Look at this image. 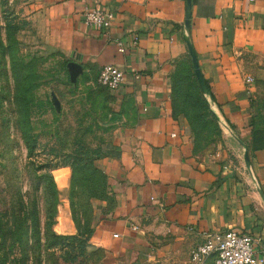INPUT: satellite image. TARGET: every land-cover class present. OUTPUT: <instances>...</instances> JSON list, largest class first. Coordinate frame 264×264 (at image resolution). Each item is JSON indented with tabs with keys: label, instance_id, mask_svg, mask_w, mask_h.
Here are the masks:
<instances>
[{
	"label": "crops",
	"instance_id": "0c3cea01",
	"mask_svg": "<svg viewBox=\"0 0 264 264\" xmlns=\"http://www.w3.org/2000/svg\"><path fill=\"white\" fill-rule=\"evenodd\" d=\"M95 6L115 12L106 32L84 23ZM37 13L76 61L125 71L114 91L126 109L119 146L98 162L116 203L91 244L116 252L153 236L165 240L175 264H195L190 250L204 232L232 229L252 234L264 256V0H41ZM189 49L214 111L249 146L251 173L242 161L195 153L173 116L170 74Z\"/></svg>",
	"mask_w": 264,
	"mask_h": 264
},
{
	"label": "rangeland",
	"instance_id": "374dc122",
	"mask_svg": "<svg viewBox=\"0 0 264 264\" xmlns=\"http://www.w3.org/2000/svg\"><path fill=\"white\" fill-rule=\"evenodd\" d=\"M40 2L0 0V219L9 207L17 218L15 228L24 222L32 225L35 169L45 159H54L60 163L52 171L59 190L54 228L60 234H73L67 233L69 227L76 233L77 226L69 203L72 168L64 163L65 157L93 160L99 167V160L117 152L126 109L116 92L100 84V71L76 61L49 31L46 20L37 13ZM169 93L173 116L183 122L195 153L225 155L228 163L241 167L242 161L244 170L252 172L249 146L214 111L190 53H182L174 61ZM82 172L100 198L91 199L87 216L80 213V225L86 223L95 230L113 211L115 196L103 173L92 174V168ZM82 188H76L78 197ZM21 201L28 216L25 220ZM174 257L165 240L150 236L121 244L116 252L107 248L104 253L94 252L85 264H175Z\"/></svg>",
	"mask_w": 264,
	"mask_h": 264
},
{
	"label": "trees",
	"instance_id": "16d2710c",
	"mask_svg": "<svg viewBox=\"0 0 264 264\" xmlns=\"http://www.w3.org/2000/svg\"><path fill=\"white\" fill-rule=\"evenodd\" d=\"M189 101L187 99V103ZM53 160L45 159L35 169L34 187L38 196L36 195L31 217L32 225L29 226L24 222L15 228L13 222L17 218L13 213H10L9 207L1 216L0 240L3 241L0 243L2 252L0 264H48V261L49 264H85L86 259L92 253H104V248L91 244L90 238L94 230L89 228L86 223L81 226L79 216L80 213L87 216L92 210L91 199L100 198L97 189L89 184L90 178L83 175V168L86 170L92 168V174L102 176L103 173L107 178L106 174L94 164L93 160L85 161L73 157V155L65 157L64 163L72 168L69 203L77 232L60 234L54 228L59 212V190L52 174L53 169L57 168L60 163H54ZM79 187H83V191L78 197L76 188ZM19 206L20 213L24 214L23 219H28L23 201ZM3 218H6L5 222H2ZM30 237H33L32 242Z\"/></svg>",
	"mask_w": 264,
	"mask_h": 264
},
{
	"label": "built area",
	"instance_id": "2783aa9c",
	"mask_svg": "<svg viewBox=\"0 0 264 264\" xmlns=\"http://www.w3.org/2000/svg\"><path fill=\"white\" fill-rule=\"evenodd\" d=\"M84 23L99 31H108L113 24L115 12L105 7L95 6L86 9L83 13ZM136 43V41H134ZM118 49L124 50L125 42L117 40ZM100 84L111 90L117 91L125 80V71L118 65L109 63L102 66L99 73ZM247 85L255 81L253 75L245 77ZM114 236H118L115 234ZM210 256H214L215 264H262L264 256L257 253L255 239L248 232L226 230L206 231L204 240L190 250L191 261L195 264L202 263Z\"/></svg>",
	"mask_w": 264,
	"mask_h": 264
},
{
	"label": "water",
	"instance_id": "95a60500",
	"mask_svg": "<svg viewBox=\"0 0 264 264\" xmlns=\"http://www.w3.org/2000/svg\"><path fill=\"white\" fill-rule=\"evenodd\" d=\"M189 51H190V55L192 57V60H193L194 66H195L196 74H197V76H198V78L200 80L201 86L207 93H209V88L207 86V83L203 79V76H202L201 71L199 69V65H198V61L196 59V56H195L194 52L191 49H189Z\"/></svg>",
	"mask_w": 264,
	"mask_h": 264
}]
</instances>
